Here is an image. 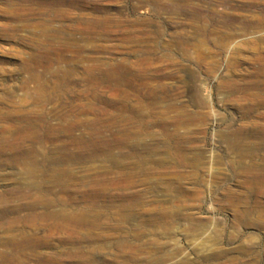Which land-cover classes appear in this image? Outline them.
Segmentation results:
<instances>
[{
    "label": "rangeland",
    "instance_id": "rangeland-1",
    "mask_svg": "<svg viewBox=\"0 0 264 264\" xmlns=\"http://www.w3.org/2000/svg\"><path fill=\"white\" fill-rule=\"evenodd\" d=\"M65 1L0 0V264H264V0Z\"/></svg>",
    "mask_w": 264,
    "mask_h": 264
},
{
    "label": "bare ground",
    "instance_id": "bare-ground-1",
    "mask_svg": "<svg viewBox=\"0 0 264 264\" xmlns=\"http://www.w3.org/2000/svg\"><path fill=\"white\" fill-rule=\"evenodd\" d=\"M67 1V0H66ZM65 1V2H66ZM77 1V0H76ZM59 2H60V0H59ZM64 2V1H63ZM69 2H71L70 0H69ZM54 4H56V3H54ZM78 4V3H77ZM61 5H62V2H61ZM126 117V116H125ZM126 121H128V122H138V123H141L142 124V117H140V118H136L135 116H131V115H129V116H127V120ZM107 154V156H108V158L109 159H113L112 161L114 162V163H116V164H120L121 163V161L119 160V158H117V157H115V155H114V153H113V150L112 149H109V152L108 153H106ZM31 168H29V170L27 171V173H30V174H36V173H31ZM32 172H34V171H32ZM126 173H123V172H121L120 174H119V177L116 179L117 181H115V183L116 184H119L120 186H131V185H133V184H135V181L134 180H132V179H130L129 177V175H125ZM127 177V178H126ZM98 189V188H97Z\"/></svg>",
    "mask_w": 264,
    "mask_h": 264
}]
</instances>
